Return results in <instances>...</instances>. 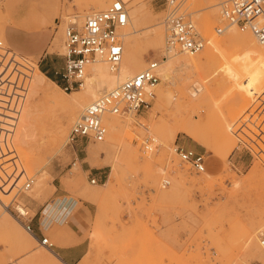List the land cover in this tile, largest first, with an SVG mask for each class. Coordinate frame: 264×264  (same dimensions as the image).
<instances>
[{
	"label": "rangeland",
	"instance_id": "rangeland-1",
	"mask_svg": "<svg viewBox=\"0 0 264 264\" xmlns=\"http://www.w3.org/2000/svg\"><path fill=\"white\" fill-rule=\"evenodd\" d=\"M51 1L56 3L40 17L32 11L34 0H0V48L6 49L0 51V205H6L0 206V264H60L48 255L52 249L40 246L24 225L62 213L68 199L86 202L94 215L92 229L85 234L90 241L87 261L129 264L149 258L148 250L155 245L149 222L155 229L162 226L165 242H155L168 253L161 258L264 264V251L254 248L264 232V44L259 43L254 54L230 48L222 39L228 27L254 37L226 25L219 13L222 0L215 4L218 15L212 33L198 22L205 5L183 0L180 10L206 40L196 54L208 44L213 53L201 58L196 71L174 75L167 83L169 100L156 105L158 91L164 88L160 79L149 107L132 113L130 124L125 123L129 115H115L124 129L106 130L101 141L70 145L71 126L100 95L86 98L79 116L81 101L60 106L39 95L30 79L45 78L34 76L28 63L62 89L65 29L81 27L87 16L115 0ZM131 2L141 12L139 20L131 12ZM124 3L126 26L137 29L136 54L145 61L142 70L148 60L166 55L167 10L156 0ZM160 27L163 48L154 49L145 35ZM172 53L187 58L177 48ZM192 82L204 83L194 97L186 90ZM81 88L65 91V100L79 97ZM186 119L211 149L181 132L173 139L168 136ZM58 128L67 132L63 145L57 144ZM224 140H230V148ZM176 147L201 154L204 171L197 173L181 162ZM92 178L96 184L90 183ZM17 208L26 215L20 216ZM43 233L48 243L58 245L63 228L53 223Z\"/></svg>",
	"mask_w": 264,
	"mask_h": 264
},
{
	"label": "built area",
	"instance_id": "built-area-1",
	"mask_svg": "<svg viewBox=\"0 0 264 264\" xmlns=\"http://www.w3.org/2000/svg\"><path fill=\"white\" fill-rule=\"evenodd\" d=\"M156 1L167 10L166 50L169 52L177 48L186 54L198 53L206 40L198 32L189 15L180 10L183 0ZM220 14L227 26H234L241 32H249L258 43L264 44V0H222ZM127 23L125 3L115 0L105 10L87 16L81 27L69 25L65 29L64 65L59 73L64 91H72L82 85L86 65L94 60L97 53L103 55L112 69L118 66L123 52L120 31ZM215 30L221 33L223 29L218 27ZM157 69L158 60H148L141 71L88 106L71 126L67 142L70 145H83L90 141H101L106 134L102 122L105 113L129 115L148 108L160 82ZM145 148L151 149L149 145H145ZM175 152L180 161L189 164L195 172L204 171V159L201 154L182 147H176ZM30 183H27V187ZM90 183L96 184V179L92 178ZM24 227L32 233L29 221ZM39 240L47 248L52 247L46 237L42 236ZM258 244L264 250V232L259 234ZM58 261L60 264H67L60 259Z\"/></svg>",
	"mask_w": 264,
	"mask_h": 264
},
{
	"label": "bare ground",
	"instance_id": "bare-ground-1",
	"mask_svg": "<svg viewBox=\"0 0 264 264\" xmlns=\"http://www.w3.org/2000/svg\"><path fill=\"white\" fill-rule=\"evenodd\" d=\"M34 1L36 2V5L35 4L34 5L36 6L37 10L32 9V11L35 12L36 14H39L40 17L45 15L51 3L53 4L56 3V1L54 2L51 0H34ZM121 1L124 3L129 0H121ZM216 1L217 0H190V3H202L205 5L204 8L206 9V11L199 16L198 22L200 25H204V26L207 25L209 27L208 32L210 33H212L214 22L218 15V10L215 9ZM130 7H132L131 12L132 14H134L135 19L139 20L141 18L140 10L135 6L134 2H131ZM228 28L229 29H227L226 31V36L222 39L224 42H226L229 45L230 48L235 46L240 49H243L244 51H247L249 54H252V53L254 54L259 51V47H258L259 43L254 38H252L250 35H241L236 30H234L232 27L231 28L228 27ZM136 32H137V29H134L131 26H126V28L120 31L121 38H124L123 52H122L121 61L115 69H112L108 65V63L104 60V57L101 53L96 54L94 60L89 62L86 65V69H85L86 72H85V76L83 79V83L81 85L82 94L79 97L71 98L70 102L65 100L66 98L64 96V95L67 96L68 93H66L63 89H61L53 80L44 76L34 63H28V65L31 67V70L33 71L34 76L40 75L44 77L45 82L39 81L38 79L33 77L30 79V84L36 89V91L39 93V95L43 99H46L56 105L66 106V105L81 101L82 104L80 105V109L78 112V115L80 116V114L82 113V110L84 109V105L87 102L86 98L93 100L98 95H100L101 97L104 94L108 93L109 91L115 89L126 79L131 78L136 73L141 71V66L145 63V61L142 56L138 57L136 54V49L138 46V37L135 35ZM163 33L164 32L161 27L147 33L145 36H146V40L148 41L149 46L154 49L163 48V43H164ZM54 46L55 45H53V47ZM5 50L6 49L4 47L0 48V51H5ZM165 52H166V55L160 58V60L158 61L157 73L160 79L162 80V82L164 83V88L162 91H158V99L156 100V105H159V102H161L160 101L161 99L164 100V98H166L167 100H169L172 97L167 83L174 78V75L178 72H185L188 70L196 71L201 64V61H202L201 58L207 59L213 53V47H211L208 44L207 46L204 47V49L202 50V53L192 54V55L187 54V58H184V57L177 58L175 57L176 53H172V51L168 52L166 50ZM202 84L199 82H192L190 86L186 89L188 94L191 97H194L196 94H198L203 89ZM100 97L98 96L92 103H94ZM92 103L90 104L87 103L86 108L90 106ZM131 114H129V119H127L126 117V120H127L125 122L126 124H130L133 121V117ZM102 122L106 130H108L107 131L108 133H111L114 130L119 129V128L124 129V126H125L123 125L124 123L123 124L121 123V121L119 120L117 116L110 114V113H105L102 116ZM180 132L202 143L206 148L211 149L205 142H202V140L199 139V136L196 134V131H195V126L191 123L189 119L188 120L186 119L184 123H182L179 127L173 130L171 133H169L168 136L171 139H173L174 136H176V134ZM66 133H67L66 131L58 128L57 133H56L57 134L56 140H57L58 145L64 144V141H65L64 137L66 136ZM225 139H229V138L225 137ZM229 142L230 140L229 141L224 140L223 143L229 147ZM228 147H226L227 149L225 148L226 150H223L226 154L229 152L230 147L229 148ZM215 152L217 153L218 151L215 150ZM221 152L219 151V153ZM224 156L226 155L224 154L222 158ZM25 188H28L27 184L25 185ZM0 206L5 207L6 205L1 204ZM16 212L20 216L26 215V212L23 210V208H17ZM28 233L32 235V233L30 232ZM36 242H38V244L42 246V243L40 242V240H36ZM42 247H45V246H42ZM259 247L260 246L258 244V239H257V245H255L254 247L257 252H259ZM49 254L51 256L50 258H56L55 254H53L52 251H50L48 255ZM36 255L38 256V258H40V260H42L43 258L42 255H39L38 253H36Z\"/></svg>",
	"mask_w": 264,
	"mask_h": 264
},
{
	"label": "crops",
	"instance_id": "crops-1",
	"mask_svg": "<svg viewBox=\"0 0 264 264\" xmlns=\"http://www.w3.org/2000/svg\"><path fill=\"white\" fill-rule=\"evenodd\" d=\"M42 59L40 60L41 63ZM105 185L103 183L101 186ZM80 203V205H79ZM64 211L59 213L58 211L50 216L43 217L42 221L40 217L31 220L32 235L36 240H39L44 236L43 231L48 230L50 226L55 223L58 227L63 228L62 237L59 239L58 245H52L51 249L57 259H60L67 264H88V263H100L95 260L87 261L85 257L90 250V241L85 234L90 233L93 225L94 215L90 209V206L86 202H75L68 199L64 203ZM60 214V215H59ZM147 228L154 230L150 235L153 245L148 250L149 258L129 262V264H205V262L191 259H175V258H161V255H166L165 250L160 244L156 245L155 241L165 242L161 232L162 226L159 224V229H155L154 225L148 222ZM173 255V252H170ZM102 264H115L114 261L107 262L101 261Z\"/></svg>",
	"mask_w": 264,
	"mask_h": 264
}]
</instances>
